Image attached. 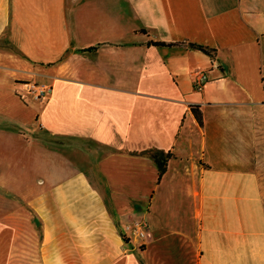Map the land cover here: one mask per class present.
<instances>
[{"label": "crops", "instance_id": "obj_1", "mask_svg": "<svg viewBox=\"0 0 264 264\" xmlns=\"http://www.w3.org/2000/svg\"><path fill=\"white\" fill-rule=\"evenodd\" d=\"M0 208V264H264V0H0Z\"/></svg>", "mask_w": 264, "mask_h": 264}, {"label": "trees", "instance_id": "obj_2", "mask_svg": "<svg viewBox=\"0 0 264 264\" xmlns=\"http://www.w3.org/2000/svg\"><path fill=\"white\" fill-rule=\"evenodd\" d=\"M152 45L155 46H173V45H181V43H176V44H166V43H152ZM188 47L199 50L209 56L211 59L214 58V49H210L205 46L201 45H195V44H188ZM94 48L88 49V51L93 50ZM191 111L193 113V116L197 123L201 125V117L200 113L198 111L197 107H191ZM144 155H147L155 164L157 168V181L159 182L163 175L166 172L167 169V163L168 161L173 158V155L170 152H163L159 150H149L146 152H143Z\"/></svg>", "mask_w": 264, "mask_h": 264}, {"label": "built area", "instance_id": "obj_3", "mask_svg": "<svg viewBox=\"0 0 264 264\" xmlns=\"http://www.w3.org/2000/svg\"><path fill=\"white\" fill-rule=\"evenodd\" d=\"M207 79L204 73L198 75L197 80L195 81L194 88L197 91H200ZM49 92V87L44 84H35L32 85L29 89L30 96L35 100H43ZM134 230L138 238L142 239L145 237L146 227L143 223H136L134 225Z\"/></svg>", "mask_w": 264, "mask_h": 264}, {"label": "rangeland", "instance_id": "obj_4", "mask_svg": "<svg viewBox=\"0 0 264 264\" xmlns=\"http://www.w3.org/2000/svg\"><path fill=\"white\" fill-rule=\"evenodd\" d=\"M47 177H48L47 175H43V174H24V176H22L25 184H30L39 189L47 187L48 184ZM8 209H12V208H8ZM0 213H1V208H0Z\"/></svg>", "mask_w": 264, "mask_h": 264}]
</instances>
